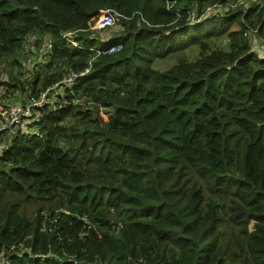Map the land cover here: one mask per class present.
Wrapping results in <instances>:
<instances>
[{"label": "trees", "instance_id": "trees-1", "mask_svg": "<svg viewBox=\"0 0 264 264\" xmlns=\"http://www.w3.org/2000/svg\"><path fill=\"white\" fill-rule=\"evenodd\" d=\"M228 1L0 0V61L55 41L11 86L90 67L38 135L0 131V264H264V7L192 18ZM105 9L122 28L102 40Z\"/></svg>", "mask_w": 264, "mask_h": 264}, {"label": "built area", "instance_id": "built-area-1", "mask_svg": "<svg viewBox=\"0 0 264 264\" xmlns=\"http://www.w3.org/2000/svg\"><path fill=\"white\" fill-rule=\"evenodd\" d=\"M259 6L264 7V0H230L226 3H213L212 6L205 8L201 14L198 13L197 16H193V20L199 21L202 17H211L214 13H226L229 11L243 9L245 10L247 6ZM120 14L114 9H105L104 14L98 20L97 25L94 29H102L106 26L115 23L116 19ZM74 31H69L65 35L72 41V43L77 44L73 37ZM55 41L53 37L49 34L47 35H36L32 34L28 37H24L21 50L25 58L21 60V65L23 72L25 74H30L38 70V61L42 57L51 55L54 52ZM123 48L122 42H117L110 45L108 52H114ZM102 50L97 49L96 53L99 54ZM40 57V58H37ZM37 58V59H36ZM36 59V60H35ZM91 63V61H90ZM42 64V63H41ZM90 67L85 68L81 72H75L72 74L67 73L60 81L47 86L46 88L38 91L36 94L32 93L30 89H27L21 96V100H14L7 96H1L0 98V131L9 133V131L15 132L17 134L20 129H29V132L39 134L38 128H30L31 122H38L42 119L43 110L46 108L45 103L53 99L52 110H59L67 105L65 93L62 95L61 99L57 97V94L64 92L67 88L75 86L78 81L89 72ZM34 77V76H33ZM27 79L26 82L33 79ZM2 147H0L1 149ZM3 261L2 254L0 255V262Z\"/></svg>", "mask_w": 264, "mask_h": 264}, {"label": "rangeland", "instance_id": "rangeland-1", "mask_svg": "<svg viewBox=\"0 0 264 264\" xmlns=\"http://www.w3.org/2000/svg\"><path fill=\"white\" fill-rule=\"evenodd\" d=\"M212 5H213L212 3H209L207 7L212 6ZM197 15L198 13L194 12L192 14V17L197 16ZM117 17L118 18L116 19L115 23L106 27L105 29L93 30L96 33L95 35H97L102 40L106 39L110 35H118V33L121 31L122 26L119 21L120 16H117ZM236 26L238 25H233L232 27H236ZM252 36L250 35L249 38L252 39V42L254 43V48L258 49L260 52L263 53L264 52V41L258 36H255V35H252ZM220 44L225 47L228 46L227 41L225 40L224 42ZM197 49H198L197 47L192 46V48H190L188 52H186V55L189 58H194L195 54L197 53ZM24 58H25L24 55L18 59H16L15 56L14 57L10 56L8 60L0 61V98H2L1 96L9 95V97L14 100H18V101L21 100V96L24 93V90L17 88L15 86H11L10 85L11 77L17 76L22 81H26L27 79H31L38 72V70H36L35 72H31L30 74H25L23 72V68L20 63V61L23 60ZM37 58H40V57H37ZM175 62H176V58L174 56H169V57H164V58L159 59L157 63L155 64V66L158 68H166V67L171 66ZM101 115L106 116L104 109H101ZM3 150L4 148H1L0 153ZM36 208H37V203L33 201H29L25 203V206L22 208V211H24L29 217H34L36 213ZM233 227H236V224L233 223L231 225V229H233Z\"/></svg>", "mask_w": 264, "mask_h": 264}, {"label": "clouds", "instance_id": "clouds-1", "mask_svg": "<svg viewBox=\"0 0 264 264\" xmlns=\"http://www.w3.org/2000/svg\"><path fill=\"white\" fill-rule=\"evenodd\" d=\"M34 78V77H33ZM25 92V91H24Z\"/></svg>", "mask_w": 264, "mask_h": 264}]
</instances>
